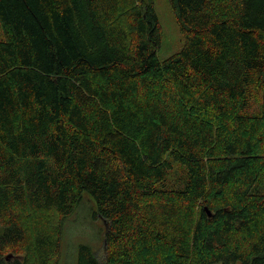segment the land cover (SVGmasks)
<instances>
[{
  "label": "trees",
  "instance_id": "trees-1",
  "mask_svg": "<svg viewBox=\"0 0 264 264\" xmlns=\"http://www.w3.org/2000/svg\"><path fill=\"white\" fill-rule=\"evenodd\" d=\"M167 2L160 60L152 0H0V264H58L84 192L78 264H264V0Z\"/></svg>",
  "mask_w": 264,
  "mask_h": 264
},
{
  "label": "rangeland",
  "instance_id": "rangeland-1",
  "mask_svg": "<svg viewBox=\"0 0 264 264\" xmlns=\"http://www.w3.org/2000/svg\"><path fill=\"white\" fill-rule=\"evenodd\" d=\"M152 2L161 28L162 40L157 50V57L164 60L182 48L183 39L167 0H152ZM96 211L93 198L84 192L79 207L63 221L58 264H78L81 246L89 248L97 257L103 256L107 226L103 219L96 215Z\"/></svg>",
  "mask_w": 264,
  "mask_h": 264
},
{
  "label": "water",
  "instance_id": "water-1",
  "mask_svg": "<svg viewBox=\"0 0 264 264\" xmlns=\"http://www.w3.org/2000/svg\"><path fill=\"white\" fill-rule=\"evenodd\" d=\"M11 258H12V255H11V254H9V255H7V256H6L5 260H7V261H10V260H11Z\"/></svg>",
  "mask_w": 264,
  "mask_h": 264
}]
</instances>
